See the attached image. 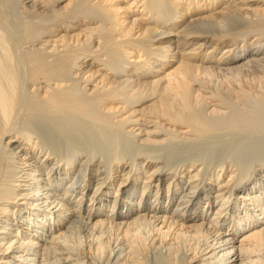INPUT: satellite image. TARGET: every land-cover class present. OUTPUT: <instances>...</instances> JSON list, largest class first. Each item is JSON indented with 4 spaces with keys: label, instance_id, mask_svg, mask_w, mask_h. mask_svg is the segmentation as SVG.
Listing matches in <instances>:
<instances>
[{
    "label": "bare ground",
    "instance_id": "obj_1",
    "mask_svg": "<svg viewBox=\"0 0 264 264\" xmlns=\"http://www.w3.org/2000/svg\"><path fill=\"white\" fill-rule=\"evenodd\" d=\"M233 1L0 0V264H264V0Z\"/></svg>",
    "mask_w": 264,
    "mask_h": 264
},
{
    "label": "rangeland",
    "instance_id": "obj_2",
    "mask_svg": "<svg viewBox=\"0 0 264 264\" xmlns=\"http://www.w3.org/2000/svg\"><path fill=\"white\" fill-rule=\"evenodd\" d=\"M244 2H246V1H243V0H235V1H233V3L237 6V8H241V7H244L242 4L244 3ZM248 2H250V1H248ZM240 6V7H239ZM182 29L184 28V26H182L181 27ZM165 36H167L166 34H164V35H160V36H158V37H156L153 41H152V43H154L155 45H157V42H159L158 40H169V39H171L172 37L171 36H169V37H165ZM151 43V44H152ZM191 43V41L189 42V44ZM155 47V46H154ZM155 51V50H154ZM127 68H129V66H127ZM245 109H247V108H245ZM247 110H249V108L247 109ZM247 110H244V111H247Z\"/></svg>",
    "mask_w": 264,
    "mask_h": 264
}]
</instances>
